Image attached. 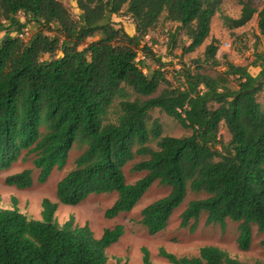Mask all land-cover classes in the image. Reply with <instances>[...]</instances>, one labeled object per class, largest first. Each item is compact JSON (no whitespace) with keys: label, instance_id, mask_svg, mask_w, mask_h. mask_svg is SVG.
Masks as SVG:
<instances>
[{"label":"trees","instance_id":"trees-1","mask_svg":"<svg viewBox=\"0 0 264 264\" xmlns=\"http://www.w3.org/2000/svg\"><path fill=\"white\" fill-rule=\"evenodd\" d=\"M75 1L77 17L60 0H0V172L29 161L36 182L44 184L54 169L65 167L73 146L81 150L56 184L57 202L41 200L39 220L22 214L16 198L12 209L0 208V264H107L106 249L124 234L123 225L95 238L72 217L59 225L58 203L75 206L92 194L116 193L104 212L112 219L129 213L154 183L169 193L140 212L149 235L166 228L190 189L205 196L187 203L179 226L194 232L201 216L221 229L227 221L238 223L237 246L247 251L252 226L264 233V107L257 100L264 94V57L248 65L225 56L220 62L211 39L203 57L182 65L183 81L173 86L145 36L162 18L177 24L173 42L180 34L188 39L182 53L194 52L209 37L221 0ZM124 6L132 35L112 20ZM255 14L264 37V7L257 11L243 3L237 18L222 17L223 25L244 27ZM30 22L38 29L25 40ZM140 51L158 68L144 73ZM250 66L258 72L252 74ZM154 109L191 133L162 136L159 120L149 124ZM136 155L142 159L133 170L145 174L127 183L123 167ZM4 183L28 189L33 170L8 175ZM141 253L142 264H152L145 247ZM159 255L169 264H245L215 246L181 257L160 248Z\"/></svg>","mask_w":264,"mask_h":264},{"label":"rangeland","instance_id":"rangeland-1","mask_svg":"<svg viewBox=\"0 0 264 264\" xmlns=\"http://www.w3.org/2000/svg\"><path fill=\"white\" fill-rule=\"evenodd\" d=\"M60 1L74 17L79 15L80 11L75 0ZM243 3H248L257 11L264 7V0H221L219 11L211 21L209 37L201 47L191 53H182V46L189 42L184 35H177L174 42L170 38V34L175 30L176 23L161 18L157 26L148 32L143 42L150 46L155 57L160 58L161 62L165 64L162 70L171 85L177 86L182 83V65L190 66L193 59L203 57L204 47L210 43L211 39L217 41L218 51L216 57L220 62L223 61V56H225L235 64L248 65L258 55L264 57V37L258 32L256 14L244 27L228 30L223 25L222 17L226 15L237 18L241 13ZM18 17L21 21H26L22 13ZM112 20L116 26H122L128 34L132 35L134 33L133 21L126 12V6L119 14L113 15ZM37 29V26L32 22L27 23L25 40ZM2 35L3 32H0V36ZM137 59L143 62L144 73L158 68L154 60L145 58L141 51L138 53ZM216 69H222L221 65L217 66ZM249 70L256 73L258 69L250 66ZM230 86L236 88V83L232 82ZM257 100L264 107L263 92L258 94ZM114 118L113 113L108 115L109 121H113ZM153 119H157L161 123L162 136L181 137L191 133L190 130L183 128L176 120L159 109H154L150 113L149 124ZM220 133L222 140L227 142L230 136L223 125L220 127ZM152 146L155 145L152 144ZM80 153V148L73 146L65 167L61 170L54 169L44 184L36 182L38 172L33 169L29 161L17 162L9 170L0 172V208L12 209V198H16L17 208L22 214L30 219L39 220L41 218V200L48 198L53 202H57L55 198L56 184L74 167V160ZM141 159L140 156L136 155L132 161L123 167L127 183H134L145 174V172H135L133 170V165ZM25 168L33 170V185L30 188L19 190L4 183V179L8 175L20 172ZM168 193V187L154 183L129 213L121 214L112 219L105 218L104 212L115 201L116 193L92 194L75 206L58 203L55 219L59 225H62L71 217L74 225L83 226L87 224L95 238H99L106 228H112L117 224L123 225L124 234L116 243L106 249L107 264H124L125 262L127 264H142V247L149 251L152 264H169L167 259L159 255L160 248L181 257L194 256L204 246L218 247L245 264H264V246L262 244L264 233L258 232L256 226H252V240L247 251H242L237 246L238 223L227 221L226 227L221 229L218 225H206L205 216H201L194 232L179 226V215L185 209L187 203L205 196L190 189L187 190L184 202L172 213L166 228L154 235H149L140 223V212L145 206Z\"/></svg>","mask_w":264,"mask_h":264},{"label":"crops","instance_id":"crops-1","mask_svg":"<svg viewBox=\"0 0 264 264\" xmlns=\"http://www.w3.org/2000/svg\"><path fill=\"white\" fill-rule=\"evenodd\" d=\"M254 68H255V67H254ZM256 68L259 70V68H258V67H256ZM258 70H257V72H258ZM257 72H256V73H257ZM251 73H252V72H251ZM256 73H252V74H256Z\"/></svg>","mask_w":264,"mask_h":264},{"label":"built area","instance_id":"built-area-1","mask_svg":"<svg viewBox=\"0 0 264 264\" xmlns=\"http://www.w3.org/2000/svg\"><path fill=\"white\" fill-rule=\"evenodd\" d=\"M24 34L26 35V33H24ZM24 34H23V37L25 36ZM21 36H22V35H21Z\"/></svg>","mask_w":264,"mask_h":264}]
</instances>
